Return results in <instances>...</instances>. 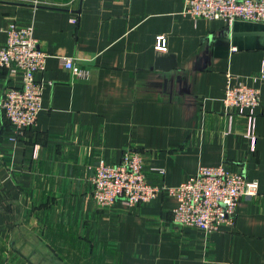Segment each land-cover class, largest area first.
<instances>
[{
  "label": "crops",
  "instance_id": "crops-1",
  "mask_svg": "<svg viewBox=\"0 0 264 264\" xmlns=\"http://www.w3.org/2000/svg\"><path fill=\"white\" fill-rule=\"evenodd\" d=\"M183 8L184 0H0V44L10 23L32 25L49 55L36 75L35 126L14 141L0 112V264H264V25L194 22ZM61 58L87 77H73ZM227 74L261 92L254 139L247 116L222 102ZM17 85L0 70V97ZM127 150L141 155L151 186L223 165L256 181L258 194L238 202L232 227L209 236L174 225L177 201L165 192L103 208L93 169L119 164Z\"/></svg>",
  "mask_w": 264,
  "mask_h": 264
},
{
  "label": "built area",
  "instance_id": "built-area-1",
  "mask_svg": "<svg viewBox=\"0 0 264 264\" xmlns=\"http://www.w3.org/2000/svg\"><path fill=\"white\" fill-rule=\"evenodd\" d=\"M118 2L127 0H116ZM183 14L194 22L200 19L221 20L232 26L237 20L264 25V0H184ZM71 22L76 23L72 18ZM6 41L0 44V70H5L18 85L7 88L0 97V112L9 121L11 139L24 137L25 131L36 124L41 109L43 83L36 75L45 71L47 51L33 35V26L18 27L10 23ZM163 36L156 37L159 47ZM235 50V48H232ZM62 66L73 77H87L71 58H61ZM264 80V67L260 71ZM226 108H234L247 116V136L254 139V110L261 103V92L239 77L227 74L222 100ZM159 173H163L159 170ZM92 196L103 208H110L117 201L129 207L145 204L161 192L176 199L172 211V223L178 227H190L206 236L223 227H232L235 209L242 198L258 194V183L247 180L241 172H231L225 166H199L175 187L151 186L146 180L141 155L127 150L119 164L100 161L90 178Z\"/></svg>",
  "mask_w": 264,
  "mask_h": 264
}]
</instances>
